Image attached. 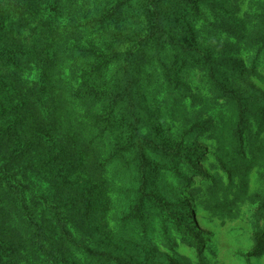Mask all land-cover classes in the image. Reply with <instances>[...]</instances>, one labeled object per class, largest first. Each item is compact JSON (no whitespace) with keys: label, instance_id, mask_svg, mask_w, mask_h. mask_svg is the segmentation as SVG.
I'll return each instance as SVG.
<instances>
[{"label":"trees","instance_id":"16d2710c","mask_svg":"<svg viewBox=\"0 0 264 264\" xmlns=\"http://www.w3.org/2000/svg\"><path fill=\"white\" fill-rule=\"evenodd\" d=\"M205 1L0 0V264H90L89 256L83 260L81 243L73 234L81 206L94 201L73 179L78 163L84 166L85 159L96 163L79 150L80 128L91 148H105L108 140L103 152L112 144L111 134L119 138L129 131L126 146L134 156L128 164L135 158L133 178L145 187L154 183L161 168L170 173L185 168L187 179L203 174L195 148L184 152L174 143L138 145L135 140L140 136L126 127L131 120L144 119L137 105L147 101L141 98L150 85L175 95L182 77L175 66L188 62L191 55L170 43L171 30L185 25L190 40L196 39L191 22L201 16ZM172 45L181 53L167 52ZM196 56L205 59L199 51ZM254 58L248 65L228 59L219 75H213L223 80L219 92L224 89L235 97L239 109L223 116L229 126L223 140L229 139L231 148L222 166L244 183L250 168L264 161V139H259L264 103L234 89L228 77L248 69L264 70V58ZM147 110L152 114L150 107ZM254 116L262 121L261 130L250 137L247 156L243 128ZM106 155L111 160L110 151ZM225 208L233 216L229 206ZM164 214L181 233L197 235L187 214L170 208ZM263 254L264 231L259 227L246 256Z\"/></svg>","mask_w":264,"mask_h":264},{"label":"rangeland","instance_id":"374dc122","mask_svg":"<svg viewBox=\"0 0 264 264\" xmlns=\"http://www.w3.org/2000/svg\"><path fill=\"white\" fill-rule=\"evenodd\" d=\"M226 1L206 0L201 5V16L191 22L196 39L190 40L185 25L173 26L168 41L191 55L188 62L180 61L175 66L182 76L175 95H166L158 84L150 85L141 98L147 101L137 105L144 119L141 117L138 123L131 120L126 127L138 133V145L174 143L184 152L195 148L203 174L187 179L185 168L182 173L181 167L171 173L161 168L154 183L145 187L133 178L135 158L131 166L128 164L134 156L126 146L129 131L119 138L111 134L112 144L103 152L108 148L107 139L105 148H91L79 129V150L96 163L90 165L86 159L84 166L78 163L73 179L79 191L90 192L94 201L81 206V214L73 221V234L81 243L83 260L89 256L90 264H264V254L246 256L257 229L264 231V161L250 168L246 183L222 166L231 148L230 140H223L229 135L223 116L239 109L235 97L228 96L224 89L219 92L223 80L213 76L219 75L228 59L248 65L256 56L264 58V0H230L236 2L234 6ZM203 26L207 30L201 31ZM174 45L167 52L172 49L175 54L181 53ZM197 51L205 59H194ZM228 78L234 89L264 103V70L253 73L248 69ZM250 111L245 110L246 114ZM255 117L243 128L247 156L251 155L250 137L261 130L262 121ZM259 139H264L263 131ZM147 156L155 160L153 154L147 152ZM225 205L233 216L226 214ZM165 208L187 214V222L197 235L185 230L181 233L180 227L166 220ZM200 242L201 256L197 253ZM85 247L92 252L83 250Z\"/></svg>","mask_w":264,"mask_h":264}]
</instances>
